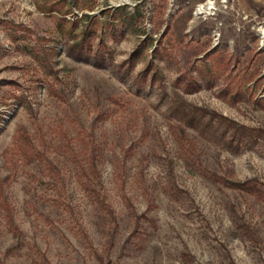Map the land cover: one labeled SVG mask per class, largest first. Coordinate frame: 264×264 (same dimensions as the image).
Segmentation results:
<instances>
[{"label":"rangeland","instance_id":"374dc122","mask_svg":"<svg viewBox=\"0 0 264 264\" xmlns=\"http://www.w3.org/2000/svg\"><path fill=\"white\" fill-rule=\"evenodd\" d=\"M83 2L0 0V264H264V0Z\"/></svg>","mask_w":264,"mask_h":264},{"label":"trees","instance_id":"16d2710c","mask_svg":"<svg viewBox=\"0 0 264 264\" xmlns=\"http://www.w3.org/2000/svg\"><path fill=\"white\" fill-rule=\"evenodd\" d=\"M83 1L84 0H35L36 7L39 11L52 13L54 15L59 32L64 36L70 35L73 38V47L79 51V55L90 48L95 33L102 27L99 16H92L91 19L87 21L90 17L89 14L82 13L80 15L74 13V7L81 8L82 3H84ZM106 23L109 26L112 25L111 21H107ZM205 71V75H211L212 78L222 75V72L216 73V76L212 71H209V69ZM236 86L237 90L235 95L244 94L242 92L244 89L241 79H237ZM250 95H253V92H251ZM233 185L247 191H253L254 189L251 181L233 182Z\"/></svg>","mask_w":264,"mask_h":264}]
</instances>
